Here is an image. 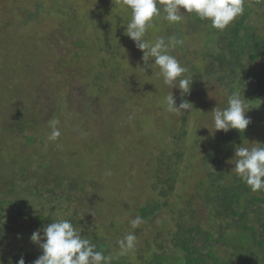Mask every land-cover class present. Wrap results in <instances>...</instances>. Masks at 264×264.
Returning a JSON list of instances; mask_svg holds the SVG:
<instances>
[{"label":"trees","instance_id":"1","mask_svg":"<svg viewBox=\"0 0 264 264\" xmlns=\"http://www.w3.org/2000/svg\"><path fill=\"white\" fill-rule=\"evenodd\" d=\"M157 2L161 12L153 25L160 24L161 31L152 26L148 37L154 43L156 35L165 33L166 43L170 37L183 41L169 54L193 80L190 94L183 97L193 110L167 111V95L172 91L179 106L181 91L163 83L158 66L151 69L144 62L140 68L136 46L135 55L125 54L132 12L124 5L117 8L126 24L115 28L112 43L96 45L93 67L85 60L88 50L83 51L81 40L63 62L78 75L75 103L66 81L51 96L52 111L5 98L11 107L1 120L0 141L14 160L6 163L0 157V264H18L21 257L33 264L42 250L32 252L21 243L37 230L43 236L42 229L58 220L82 229L96 250L112 257L110 264H264V190L252 191L232 171L237 147L264 145V35L251 22L264 0H244L243 13L224 30L194 13L168 25ZM56 3L51 0L49 8ZM59 11L63 6L50 9ZM56 62L59 68L62 59ZM120 84L124 91L116 93L137 113L104 108L101 118L90 101L92 93L118 91ZM131 88L134 94L128 93ZM232 94L246 100L252 122L244 133L215 131L211 112L227 107ZM53 120L59 121L61 135L50 141ZM18 140L20 151L14 149ZM43 144L44 154H29ZM15 154L22 157L16 163ZM108 201L114 202L113 212L104 204ZM137 216L143 222L133 228L130 221ZM128 234L136 236L134 248L121 255L118 241Z\"/></svg>","mask_w":264,"mask_h":264},{"label":"rangeland","instance_id":"2","mask_svg":"<svg viewBox=\"0 0 264 264\" xmlns=\"http://www.w3.org/2000/svg\"><path fill=\"white\" fill-rule=\"evenodd\" d=\"M50 1L51 0H0V93L2 94L0 95V126L1 120L6 117V112L9 110V107H11L6 103L5 98L10 101L13 99L17 101L24 99L26 100L25 103L31 102V105H29L30 107H32L33 104V108L35 109L44 106L47 111H52L53 104L51 96H53L56 91L61 90L60 87L62 86L59 87L58 83L60 84L66 81V84L69 85V89H72V104L75 103L76 98L74 90L78 81H75L76 79L74 78H78V75H75L74 71H72L68 65L63 64L64 61L68 62L71 59L70 54L77 50L74 46L75 42L77 40L84 42L85 46L83 51L88 50L91 55L90 59L88 52H86L85 60L88 62L89 67H93V63L90 61L95 58L96 45H99L100 42L103 44L112 43L114 40L113 37L116 34L115 28L126 24L125 16L120 14L122 13L120 9L122 8L123 0H53L57 3L54 8H49ZM41 4H43L44 13H41L39 10L40 8H38ZM62 6V14L61 11L57 13L58 15L55 14V12H50V9L57 11L61 9ZM47 15H51L53 19ZM91 15H93L95 19H93ZM253 15L254 18L251 22H253L259 32H262L261 34L264 35V7L255 9ZM56 16L57 18H55ZM104 20H106V24H102ZM167 23L168 25L170 24L169 22ZM8 26H10V28ZM74 27L78 28L73 32L68 30L74 29ZM153 28H157L156 31H161L160 24L153 25ZM153 28H149L145 35V39L151 43L152 41H150L148 35L150 31H154ZM182 31L186 32V35L188 34L186 28H182ZM165 32L171 33L173 29L165 28ZM161 37L167 39L166 37H168V34L163 33L162 35H156L154 41ZM190 37L192 38V35ZM117 44L121 47L124 46L122 40H119ZM134 46H136L135 42L130 39L125 51L127 56L135 55V53L131 52L134 50ZM141 55L143 56L142 52ZM58 59H62L61 65H63H60L59 68H57L56 62ZM102 59V55H99V60ZM102 62L98 64L94 63L96 70H98L99 64ZM130 62L133 63V61ZM134 62L136 63V61ZM151 62L150 60L149 63ZM137 65L142 68L145 64L141 59ZM132 67V70L138 69L136 66ZM78 71L81 72V67L78 68ZM92 78L95 79L94 77H91V79ZM80 79H82L81 76ZM53 86L56 87V90L52 91L51 87L53 89ZM107 90L108 91L104 88L103 90H97L96 93L93 92L92 94L94 97L90 99L95 106V111L98 112L101 118L105 115L104 108H110L111 110L120 109L125 112L128 111L134 116L135 111L131 106H127V100L121 101V96L116 93L122 90L124 91L123 84L118 86V91ZM132 90L133 88H131V91L128 93L134 94ZM104 94L106 96H102ZM104 122L105 120L101 121V123ZM132 134H134V131ZM12 141L14 142L13 139ZM20 144H22L21 141L14 146L16 151H20ZM45 146V144L41 147L38 146V150H30L29 154H36L39 150L40 154H44L47 149ZM34 147H36V145ZM3 148L4 146L1 140V160L7 163V160L10 159V163L14 160V157H11L8 153H4ZM15 157V163L22 159L18 154H15ZM106 196L109 195L106 193ZM124 198L129 197L127 195ZM104 204H107L110 208V212H113L112 207L114 206V202L108 201ZM30 211L36 212L32 208ZM146 234L147 231L145 230V235ZM30 238L29 236L28 240L24 239L21 246L29 248V250L34 252L39 249V246L32 243Z\"/></svg>","mask_w":264,"mask_h":264},{"label":"clouds","instance_id":"3","mask_svg":"<svg viewBox=\"0 0 264 264\" xmlns=\"http://www.w3.org/2000/svg\"><path fill=\"white\" fill-rule=\"evenodd\" d=\"M165 13L163 19L171 24L180 23L188 14H196L202 20H208L218 30H224L237 16L244 11V0H159ZM123 5L131 9L132 17L126 26L125 34L135 42L136 47L143 53L142 60L147 67H159V75L163 83L171 89L181 91V102L177 106L172 91L166 97L167 111L175 114L188 113L193 110V104L184 99L190 94L193 80L185 76L188 69L181 65L177 58L169 54V50L182 40L170 37L165 42L163 37L154 43L145 39L146 32L153 26L155 18L160 16L157 0H123ZM181 9L185 10L181 13ZM149 58L154 61L148 64ZM246 100L239 94H232L227 101V107L219 106L212 110L215 131H228L235 129L244 133L251 124L247 117ZM58 120L50 121V141H55L61 132L57 125ZM255 146H239L235 149V158L232 171L251 187L252 191L264 190V145L259 142L251 143ZM142 218L137 216L130 221L133 228L142 223ZM41 230L31 235V242L42 250L33 264H110L111 256H105L102 251L96 250V245L81 235L82 229L74 227L69 220H58L50 223ZM136 236L128 234L118 241L120 254H125L134 248ZM18 264H25L21 257Z\"/></svg>","mask_w":264,"mask_h":264}]
</instances>
